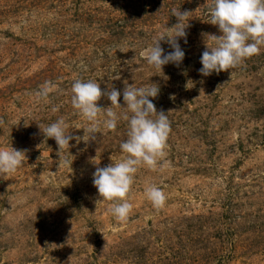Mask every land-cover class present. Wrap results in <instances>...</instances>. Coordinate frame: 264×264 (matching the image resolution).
<instances>
[{
	"label": "rangeland",
	"instance_id": "rangeland-1",
	"mask_svg": "<svg viewBox=\"0 0 264 264\" xmlns=\"http://www.w3.org/2000/svg\"><path fill=\"white\" fill-rule=\"evenodd\" d=\"M211 2L0 0V147L27 150L0 176V264H264V47L200 75L202 34H220ZM173 9L192 12L185 55L161 73L141 52L177 22ZM77 78L121 93L157 84L152 102L169 112L166 154L156 169H138L126 220L111 215L93 173L121 158L127 123L61 151L38 127L63 117L71 136H84L70 103ZM47 80L59 90L37 103L31 94ZM153 184L166 195L159 209L144 196Z\"/></svg>",
	"mask_w": 264,
	"mask_h": 264
},
{
	"label": "clouds",
	"instance_id": "clouds-1",
	"mask_svg": "<svg viewBox=\"0 0 264 264\" xmlns=\"http://www.w3.org/2000/svg\"><path fill=\"white\" fill-rule=\"evenodd\" d=\"M192 12L173 9L172 16L177 22L171 27L164 26L162 33L146 47L141 55L147 64L162 73L165 65H179L184 59L180 40L187 43L186 29ZM209 24L216 26L219 35L203 33L205 51L201 54L199 73L209 76L213 72L229 71L246 59L259 55L264 47V0H212L208 7ZM161 41L169 44L172 51L165 53ZM207 41V42H206ZM59 90V84L45 81L34 91V100L48 102L49 96ZM159 86L154 83L141 87H124L123 92L111 88L101 89L100 83L75 79L71 85L70 103L74 110L87 122L82 138L73 137L67 131L68 125L63 117L48 125H39L46 139H54L59 150L69 148L72 139H95V134L115 131L120 120L127 123V139L119 145L122 156L105 167H97L93 173V186L101 200L111 202L109 212L117 220H126L132 210L128 195L134 177L140 167L156 169L165 156L167 140L171 132L168 113L157 110L152 102L159 94ZM123 96V106L118 103ZM102 97L110 101L109 107H100L97 102ZM151 98V99H150ZM120 110L119 114L116 111ZM52 112L59 110L52 107ZM3 124V121H0ZM27 150L10 146L0 147V176L14 173L26 160ZM69 164L67 158L62 161ZM144 196L152 206H164L166 195L156 185H149Z\"/></svg>",
	"mask_w": 264,
	"mask_h": 264
}]
</instances>
